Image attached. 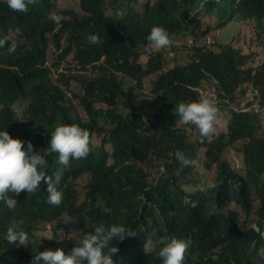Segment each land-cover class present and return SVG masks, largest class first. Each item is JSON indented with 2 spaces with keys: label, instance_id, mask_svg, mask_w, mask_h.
<instances>
[{
  "label": "trees",
  "instance_id": "1",
  "mask_svg": "<svg viewBox=\"0 0 264 264\" xmlns=\"http://www.w3.org/2000/svg\"><path fill=\"white\" fill-rule=\"evenodd\" d=\"M57 1L39 0L19 13L0 0V39L6 40L0 47V131L30 141L39 153L47 149L57 124H77L90 131L91 151L67 167L58 163L57 153L46 155L48 173L54 180L59 176L55 186L63 193L60 206L46 202L44 184L35 194L14 196V211L0 201V264H30L40 252L37 239L49 226L81 234L47 241L68 252L101 222L137 234L119 244L113 241L120 250L113 257L116 264H163L159 249L147 256L143 252L146 238L160 237L191 242L183 264H264V63L257 66L251 55L220 41L184 45L187 59L168 68L165 52H145L154 26L165 28L177 42L188 35L197 38V31L207 36L210 25L203 23L202 14L216 18L219 28L243 22L264 30V0H79L83 15L59 11ZM51 12L63 17L59 25L48 20ZM91 35L100 42L89 44ZM12 43L16 48L10 53ZM51 47L57 61L74 60L76 71H58L60 83L53 81L48 66ZM143 53L148 56L145 65L140 62ZM97 62L101 64L87 68ZM119 76L130 82L127 89ZM150 77L157 111L146 120L136 102ZM73 81L83 87L75 95L83 114L68 95ZM205 83L213 84L216 97L204 94ZM240 95L245 99L239 100ZM201 96L228 113L227 131L202 139L199 132H188L191 125L178 122L172 111L176 105ZM254 100L259 112L229 108L236 101L249 108ZM98 104L107 109H98ZM230 148L238 149L240 173L226 157ZM177 150L195 160L202 155L208 170L216 166L215 187L188 191L197 168L182 167L173 155ZM80 180L86 182L83 199ZM210 203L218 206V214H206ZM65 216L75 223L65 224ZM13 222L28 233L26 245L6 241Z\"/></svg>",
  "mask_w": 264,
  "mask_h": 264
},
{
  "label": "clouds",
  "instance_id": "2",
  "mask_svg": "<svg viewBox=\"0 0 264 264\" xmlns=\"http://www.w3.org/2000/svg\"><path fill=\"white\" fill-rule=\"evenodd\" d=\"M6 2L13 12L26 13L30 6L38 4L39 0H6ZM62 19L63 17L57 12L48 14V20L57 25ZM146 39L145 52L149 54L152 49H166L172 44L168 31L162 26H154ZM88 42L94 45L100 40L97 35H91L88 37ZM5 44L6 40L0 39V47H4ZM15 48V43H12L8 46V51L14 52ZM172 111L179 118L180 124L194 126L202 139L215 135L218 126L222 123L220 109L205 96H201L197 101L181 102ZM25 143H27L26 149ZM90 145V131L77 124H57L51 133L47 149L39 153L34 152L30 141L13 139L8 131H0V201H3L9 210L14 211L18 203L14 196H19L23 192L28 195L35 194L41 184H44L48 193L46 202L52 206H60L63 193L55 186L59 176L57 175L54 180L48 173L49 164L46 155L49 152L57 153L58 163L67 167L71 160L86 158L91 151ZM173 155L182 167L200 166L197 160L187 157L180 150ZM214 187V184L208 185V189ZM192 207H197V203L192 202ZM218 211L215 203L207 205V215H216ZM64 223L73 224L75 221L72 217L65 216ZM53 234L49 231L43 238L53 240L55 238ZM136 235L134 230L123 225H105L101 222L95 227L94 232L84 233L79 245L72 247L68 252L62 248L38 252L33 256L30 264H116L113 257L120 251L116 244ZM5 239L9 244L24 246L29 241V235L21 223L13 222L7 228ZM113 241H116L115 245ZM190 246L191 242L184 239L146 238L143 252L147 256L159 249L158 255L162 258L163 264H183Z\"/></svg>",
  "mask_w": 264,
  "mask_h": 264
},
{
  "label": "rangeland",
  "instance_id": "3",
  "mask_svg": "<svg viewBox=\"0 0 264 264\" xmlns=\"http://www.w3.org/2000/svg\"><path fill=\"white\" fill-rule=\"evenodd\" d=\"M146 0H139L140 4H144ZM57 8L59 11H66L71 10L75 11L81 15H83V11L81 10L79 0H58L56 2ZM124 12V11H123ZM63 15V14H62ZM64 18L65 15H63ZM203 23L205 25H210V33L207 36H203V32L197 31V34L199 35L197 38H194L193 36H186L183 37L180 42L172 41V44L170 47L166 49H153V51L156 52H165L166 62L165 67L168 68L170 66H173L175 61H185L187 59V49H185L184 45H189L191 43L198 42H211L215 43V41H220L221 43H224L225 45L232 44L236 48H240L244 51L245 54L251 55L253 59H255L257 66L264 63V30H259L255 28L253 25H244L243 22H230L227 24H224L223 28H219L218 22H216V18L210 17L207 14H202L200 16ZM260 35V36H259ZM53 39V34H51V40ZM62 44L66 45V36L64 35L62 37ZM175 47V48H173ZM55 56H57V53L55 52L54 48L51 47L49 51V61L48 66L52 68V79L56 83H60L59 81V72L58 71H65V72H74L76 71V68L74 67V60L72 56H69L68 58L64 59L63 61H57ZM148 61V56L142 55L140 58V62L145 65ZM82 68H78V72H82ZM82 74V73H81ZM120 80L124 81L125 89L130 85V82L123 78L122 76H119ZM152 81L153 78H147L143 82V90L142 94L143 96L138 99L136 102V107L138 108L139 112L145 117L146 120H152L154 113L157 111V109L152 105L154 102V97L152 94ZM201 90L204 92V94L207 95H214L216 97V89L211 83H205L204 86L201 88ZM83 91V87L80 82L73 81L72 87L70 90H68V95L70 97L74 98V101L76 105L78 106V110L81 114H83L80 106H79V99L76 98L75 95H81ZM249 92H251V89H249ZM249 94V93H248ZM245 97L242 95L239 96V100H244ZM230 101V100H229ZM98 109L104 108L107 109L105 105L98 104L96 106ZM230 109H241L239 102L236 101L235 103L230 104ZM227 122H228V113L222 114V123L218 126L217 133L227 131ZM193 134L196 136L198 134V130L193 132ZM103 135L98 136L99 143L102 142ZM191 139H195L194 137ZM237 148H230L227 153L226 157L231 162L232 166L238 173H240V170L242 169V160L240 156L237 153ZM197 161L199 162V167L195 171L194 180L190 186H187L186 189L188 191H197V190H203L207 189L209 184H214L217 179V168L216 166L212 170H208L205 168V162L204 157L202 155H198ZM78 191H79V198L83 199L86 191V182L80 180L78 182ZM53 232L54 239L48 240L43 238L45 233L47 232ZM81 236L80 233H78L75 229H71L68 233H65L62 229H58L56 231L53 230V226H49L47 231H44L42 234L39 235V238L37 239V242L35 246H38V249L40 252L45 250H53L55 251L58 247L57 246H51L47 243L48 242H59L63 241L64 239H78ZM46 241V242H44ZM44 242V243H42Z\"/></svg>",
  "mask_w": 264,
  "mask_h": 264
},
{
  "label": "built area",
  "instance_id": "4",
  "mask_svg": "<svg viewBox=\"0 0 264 264\" xmlns=\"http://www.w3.org/2000/svg\"><path fill=\"white\" fill-rule=\"evenodd\" d=\"M101 63L100 62H97V63H95V64H93V65H88L87 66V68L89 69V70H92L93 69V66L94 65H96V66H99ZM228 102H229V100H228ZM235 111H238V112H252V111H257V112H259L260 110H261V108H260V105H259V103H258V100H254L253 101V103H252V105H251V107H249V108H241V109H234ZM264 110V109H263ZM197 129L195 128V127H193V126H188V132L189 133H193V132H195Z\"/></svg>",
  "mask_w": 264,
  "mask_h": 264
}]
</instances>
